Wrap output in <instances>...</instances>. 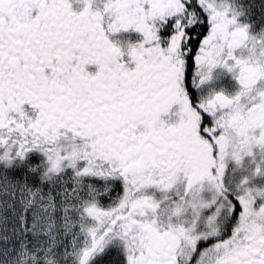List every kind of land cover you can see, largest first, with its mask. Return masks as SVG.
I'll return each mask as SVG.
<instances>
[{"label":"snow or ice","instance_id":"obj_1","mask_svg":"<svg viewBox=\"0 0 264 264\" xmlns=\"http://www.w3.org/2000/svg\"><path fill=\"white\" fill-rule=\"evenodd\" d=\"M0 264H264V0H0Z\"/></svg>","mask_w":264,"mask_h":264}]
</instances>
